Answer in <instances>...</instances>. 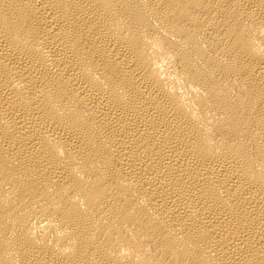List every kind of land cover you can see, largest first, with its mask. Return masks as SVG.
Masks as SVG:
<instances>
[{
  "label": "bare ground",
  "instance_id": "bare-ground-1",
  "mask_svg": "<svg viewBox=\"0 0 264 264\" xmlns=\"http://www.w3.org/2000/svg\"><path fill=\"white\" fill-rule=\"evenodd\" d=\"M0 264H264V0H0Z\"/></svg>",
  "mask_w": 264,
  "mask_h": 264
}]
</instances>
